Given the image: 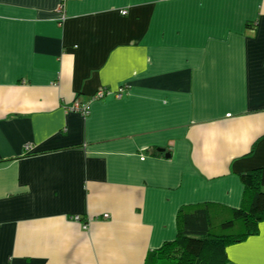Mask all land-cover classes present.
<instances>
[{"label": "crops", "instance_id": "1", "mask_svg": "<svg viewBox=\"0 0 264 264\" xmlns=\"http://www.w3.org/2000/svg\"><path fill=\"white\" fill-rule=\"evenodd\" d=\"M260 168L264 0H0V264H146Z\"/></svg>", "mask_w": 264, "mask_h": 264}, {"label": "trees", "instance_id": "2", "mask_svg": "<svg viewBox=\"0 0 264 264\" xmlns=\"http://www.w3.org/2000/svg\"><path fill=\"white\" fill-rule=\"evenodd\" d=\"M241 181L246 188L241 207H183L177 215L176 240L150 252L146 264H226V247L257 234L264 221V168L241 175Z\"/></svg>", "mask_w": 264, "mask_h": 264}, {"label": "built area", "instance_id": "3", "mask_svg": "<svg viewBox=\"0 0 264 264\" xmlns=\"http://www.w3.org/2000/svg\"><path fill=\"white\" fill-rule=\"evenodd\" d=\"M77 1H81V0H77ZM121 14L122 15H126L127 14V11L126 10H122L121 11ZM110 93L105 90V89H101L99 92H98V98H103V97H106L107 95H109ZM114 95L121 99L123 97V90L120 89L116 92H114ZM68 111H74V112H81L84 116H88L90 115L91 111H90V106L88 104H83L81 102H74V104L68 109ZM26 151H30V146H26ZM104 218L108 219L109 218V215L108 214H105L104 215Z\"/></svg>", "mask_w": 264, "mask_h": 264}]
</instances>
